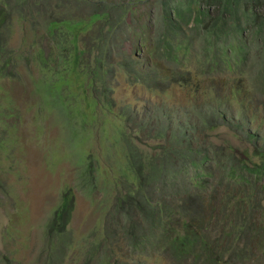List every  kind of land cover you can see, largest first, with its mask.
I'll use <instances>...</instances> for the list:
<instances>
[{"label":"trees","instance_id":"16d2710c","mask_svg":"<svg viewBox=\"0 0 264 264\" xmlns=\"http://www.w3.org/2000/svg\"><path fill=\"white\" fill-rule=\"evenodd\" d=\"M164 2L155 44L161 56L183 64L176 53L195 54L192 40L200 39L204 70L231 63L241 69L242 62L253 57L249 66L264 91V0H175L168 7ZM69 3L85 9V14L73 12ZM131 7L128 1L112 0H0V55L11 10L20 15L28 8L38 14L50 11L45 29L59 60L50 70L55 80L51 92L65 85L68 93L84 101L82 112L91 113L98 101L111 102L108 80L114 68L108 65L132 70L133 60L124 61L127 54L122 50L117 52L121 61L112 59V49L128 38ZM244 27L249 37L241 34ZM183 28L189 34L175 42ZM37 53L45 65L46 56ZM9 60L4 56V63ZM137 80L136 75L130 81ZM215 112L202 115L199 130L223 124L238 144L225 137L211 149L204 148L200 138L188 137L183 128L165 133L166 124L159 122L154 133L163 141L147 154L135 145L129 149L133 143L121 129L126 173L120 181L125 183L114 195L99 232L87 236L86 264H110L122 245L128 249L127 264H142L140 258L147 252L166 264H264V116L263 126L252 131ZM86 179L91 184L92 178ZM73 201L70 187L62 188L45 220L43 264L69 246Z\"/></svg>","mask_w":264,"mask_h":264},{"label":"rangeland","instance_id":"374dc122","mask_svg":"<svg viewBox=\"0 0 264 264\" xmlns=\"http://www.w3.org/2000/svg\"><path fill=\"white\" fill-rule=\"evenodd\" d=\"M112 1L132 6L126 18L128 38L112 49V59L121 61L117 52L122 50L127 54L124 61L133 60L134 71L108 65L114 68L108 80L111 102L98 101L91 113L82 112L84 101L68 93L65 85L60 92H51L55 80L50 70L59 66V60L45 29L50 11L38 14L28 8L20 15L10 9L0 55V63L4 56L10 58L0 65V264H43L44 223L64 187H70L74 200L70 241L49 264H86L87 236L99 232L114 195L125 183L120 181L121 173H126V148L120 139L124 132L133 143L129 149L135 145L152 154L163 141L154 133L159 122L166 124L165 133L183 128L188 137L200 138L204 148L211 149L225 137L238 144L223 124L199 130V119L210 109L242 128L253 131L263 126L264 91L249 66L253 57L248 55L241 69L231 63L204 70L201 40L193 39L195 54L180 51L176 55L183 64L169 61L155 48L164 1ZM172 1L166 0V7ZM71 10L81 16L86 12L82 7ZM187 34L183 28L173 40ZM241 34L250 36L245 27ZM38 51L46 56L45 65ZM136 75L138 80L130 81ZM213 172L216 177L218 172ZM86 177L92 178L91 184ZM117 252L110 264H127V247L122 245ZM147 253L140 258L142 264H166Z\"/></svg>","mask_w":264,"mask_h":264}]
</instances>
